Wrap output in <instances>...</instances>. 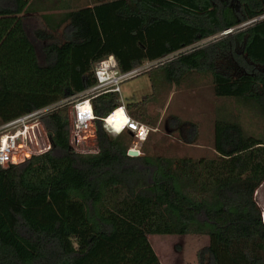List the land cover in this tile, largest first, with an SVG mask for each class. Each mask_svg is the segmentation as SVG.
<instances>
[{
  "label": "trees",
  "instance_id": "16d2710c",
  "mask_svg": "<svg viewBox=\"0 0 264 264\" xmlns=\"http://www.w3.org/2000/svg\"><path fill=\"white\" fill-rule=\"evenodd\" d=\"M58 2L0 0V126L92 88L109 57L127 71L171 55L149 72L178 85L207 74L216 97L264 119V0H96L43 17L53 32L34 37L53 43L41 60L26 15ZM119 95L92 101L96 153L70 146L64 106L44 118L50 151L0 166V264H134L117 244L154 235L208 237L197 264H264V137L217 118L214 158L130 157L133 137L111 135L103 121L122 106ZM153 96L128 103L129 115L148 123ZM166 126L197 144L196 123L171 116Z\"/></svg>",
  "mask_w": 264,
  "mask_h": 264
},
{
  "label": "rangeland",
  "instance_id": "374dc122",
  "mask_svg": "<svg viewBox=\"0 0 264 264\" xmlns=\"http://www.w3.org/2000/svg\"><path fill=\"white\" fill-rule=\"evenodd\" d=\"M30 26V23L27 24ZM34 39V37L30 34ZM212 39L201 42L205 44ZM42 60L41 47L35 41ZM172 56V55H171ZM164 71L147 72L121 85L122 98L139 102L144 96L153 100L146 109L148 123L155 131L139 146L141 152L174 158H214V121L217 118L237 120L247 134L264 137V119L249 108L232 99L214 95L212 78L207 74H191L180 85L169 84ZM122 97V98H121ZM177 116L182 121L196 123L199 127L197 144L188 145L180 140L179 133L171 134L166 126L168 117ZM161 119L159 125L157 121ZM108 130V128H107ZM96 131V128H95ZM108 132L112 135L110 130ZM134 145V139L132 141ZM82 154L97 152L96 139H91L81 150ZM257 202L262 204V193H257ZM264 218V209H261ZM206 236H145L119 242L116 253L127 255L134 264H197L196 254L207 246Z\"/></svg>",
  "mask_w": 264,
  "mask_h": 264
},
{
  "label": "built area",
  "instance_id": "2783aa9c",
  "mask_svg": "<svg viewBox=\"0 0 264 264\" xmlns=\"http://www.w3.org/2000/svg\"><path fill=\"white\" fill-rule=\"evenodd\" d=\"M263 18L264 16L259 19ZM230 32L231 30L224 32L223 35ZM171 58L172 56H168L157 61L147 62L127 71L119 70L114 57L98 62L95 66L97 83L92 88L76 96L29 111L0 126V166L6 168L11 164L21 163L32 156H38L50 151L53 143L50 133L45 127L44 118L64 106H68L70 146L76 153L82 154L81 150H83L84 146L91 139H96L94 123L97 117L93 110L92 101L108 93L121 94V85L123 83L149 72ZM117 111H122L124 114L123 122H121L119 117L110 120ZM103 121L106 128L114 136L128 132L134 139V145L129 151H135L139 156L143 155L139 146L146 142L151 132L155 131L149 125L133 119L128 114L123 103L120 108Z\"/></svg>",
  "mask_w": 264,
  "mask_h": 264
},
{
  "label": "crops",
  "instance_id": "0c3cea01",
  "mask_svg": "<svg viewBox=\"0 0 264 264\" xmlns=\"http://www.w3.org/2000/svg\"><path fill=\"white\" fill-rule=\"evenodd\" d=\"M96 0H59V2L55 5V7L52 10H46V11H36V12H31L26 15V29L29 34H31L34 37V34L36 31L43 30L44 32H53L47 25L46 22L44 21L43 17L48 16L52 20L58 19L64 12H67L70 8L76 6H93V3ZM30 23V26H27V24ZM62 30H58L55 32L56 39L54 40L55 42L60 40V36L62 34ZM33 41H37L38 45L41 47V52H42V60H44V54H43V47L47 46L50 43H53L51 41H43L40 39H37L34 37ZM53 41V40H52ZM36 46V45H35ZM38 53V49H37ZM39 56V55H38ZM39 59H41L39 57ZM122 98V97H121ZM125 100L122 98L123 104L126 106L128 103H130L128 100ZM129 114V113H128ZM162 118L157 121V125H159L160 121ZM150 126V125H149ZM257 193H262V204H258L259 207L264 209V184L259 188V190L256 192ZM257 200V196H256Z\"/></svg>",
  "mask_w": 264,
  "mask_h": 264
},
{
  "label": "bare ground",
  "instance_id": "6f19581e",
  "mask_svg": "<svg viewBox=\"0 0 264 264\" xmlns=\"http://www.w3.org/2000/svg\"><path fill=\"white\" fill-rule=\"evenodd\" d=\"M115 117H119V119L121 120V122L124 121V114L122 113V111H117L114 116H112L110 118V120L114 119ZM123 124V123H122Z\"/></svg>",
  "mask_w": 264,
  "mask_h": 264
},
{
  "label": "water",
  "instance_id": "95a60500",
  "mask_svg": "<svg viewBox=\"0 0 264 264\" xmlns=\"http://www.w3.org/2000/svg\"><path fill=\"white\" fill-rule=\"evenodd\" d=\"M128 155H129L130 157H138V156H139L138 153L135 152V151H129V152H128Z\"/></svg>",
  "mask_w": 264,
  "mask_h": 264
},
{
  "label": "flooded vegetation",
  "instance_id": "af4514ba",
  "mask_svg": "<svg viewBox=\"0 0 264 264\" xmlns=\"http://www.w3.org/2000/svg\"><path fill=\"white\" fill-rule=\"evenodd\" d=\"M36 45V44H35ZM37 47V46H36Z\"/></svg>",
  "mask_w": 264,
  "mask_h": 264
}]
</instances>
